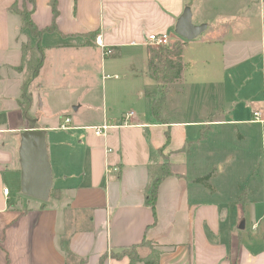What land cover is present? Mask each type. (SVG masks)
<instances>
[{
    "label": "crops",
    "instance_id": "0c3cea01",
    "mask_svg": "<svg viewBox=\"0 0 264 264\" xmlns=\"http://www.w3.org/2000/svg\"><path fill=\"white\" fill-rule=\"evenodd\" d=\"M25 1L0 0V264H264V0H56L58 14L53 0H36L37 26L56 29L41 39L33 124L20 105L17 67L24 42L35 39L12 11ZM186 11L203 27L192 40L177 32ZM152 33L184 42L171 98L206 102L199 117L186 109L165 121L152 115ZM130 49L141 56L122 76L106 75L108 60ZM95 72L100 105L77 98L72 84ZM103 124L111 127L99 136L94 127ZM33 128L46 134L48 201L22 192L19 149ZM165 161L172 173L153 207L150 168ZM209 173L210 188L195 181Z\"/></svg>",
    "mask_w": 264,
    "mask_h": 264
},
{
    "label": "trees",
    "instance_id": "16d2710c",
    "mask_svg": "<svg viewBox=\"0 0 264 264\" xmlns=\"http://www.w3.org/2000/svg\"><path fill=\"white\" fill-rule=\"evenodd\" d=\"M36 0H26L23 5L20 7L17 3L12 8V11H17L21 14L25 20L24 29H29L31 35L35 37L34 44H24L23 53H22V62L17 67L25 76L22 83V96L20 99V105L23 110V115L25 119L33 122L31 116V110L33 108V96L30 89L32 82L40 75V70L44 65V57L46 47L42 44L41 39L45 32L54 31L56 29L55 24L46 26L45 28H39L32 17V12L35 7ZM29 4L32 7H29ZM54 7V13H57L56 0L52 1ZM96 34H92L94 38ZM183 47L184 42H174L172 45L166 46H157L150 49L149 55L150 58V67L149 75L153 78L158 85L157 91L151 94L154 97V103L152 106V115H154L158 120L165 121L166 118L162 115L164 105L166 103L165 98V87L169 83L178 80L181 78L184 68L183 61ZM165 89V90H164ZM172 173L171 162L165 161L162 164H155L150 168V175L152 176V183L149 186V204L155 207V203L158 196V187L160 183ZM213 176L212 173L208 175L201 176L195 181L198 183L205 184L208 188L210 185L207 183L208 180ZM242 198V197H240ZM130 249L129 251H131ZM131 253V252H130ZM133 253V252H132ZM156 259V258H154ZM141 260V259H138ZM135 260L133 259V262ZM146 264H155L156 260H145ZM132 264V262H131Z\"/></svg>",
    "mask_w": 264,
    "mask_h": 264
},
{
    "label": "water",
    "instance_id": "95a60500",
    "mask_svg": "<svg viewBox=\"0 0 264 264\" xmlns=\"http://www.w3.org/2000/svg\"><path fill=\"white\" fill-rule=\"evenodd\" d=\"M203 30L191 22V12L186 11L178 21L177 32L192 40ZM22 171V192L33 198L48 201L53 187V169L44 130L31 129L22 133L20 145Z\"/></svg>",
    "mask_w": 264,
    "mask_h": 264
},
{
    "label": "rangeland",
    "instance_id": "374dc122",
    "mask_svg": "<svg viewBox=\"0 0 264 264\" xmlns=\"http://www.w3.org/2000/svg\"><path fill=\"white\" fill-rule=\"evenodd\" d=\"M28 33H29V35H31V31L29 29H28ZM33 38L35 39V37H33ZM30 42L32 43V41H26L24 43L25 44H30ZM172 44H174L173 41L171 43H169L168 45H172ZM151 46L152 47H157L155 45H151ZM136 53H137V56H141V55H139V53L137 52V50L134 51L133 49H130L128 51H125V54L123 55L122 60H120L118 62H114V60H108V66H107V70H106V75H107V73H110V74L118 73V74H120L122 76L123 75L122 74L123 72L121 70L123 69L124 66L125 67L126 66H129L130 57H132V55H136ZM78 56H80V55H78ZM113 64L115 65V67L113 66ZM82 75H83V73H79V76H77V79H74V81L72 83L73 84V87L75 88V90L77 92L76 93L77 98L78 97H81L82 98L81 100L84 103H87V102H95L96 101L97 102L96 105H100V103L102 104L103 103L102 102V98H103V87H100L101 86L100 85L101 77L100 78L98 77L97 72H95V74L92 77H89V76L83 77ZM111 80L112 79H110L108 81H111ZM178 80H175V81L169 83L168 85H164V87L166 89V90L164 89L165 90V98H166L165 100H166V103L164 105V108H163V111H162V115H164V117L167 118L168 117L167 114H169V112L171 110L172 112L170 114L172 115V117H176V116H178V113L181 110L186 109L188 112L191 111V114H193L194 116L199 117L200 113L202 112V108L201 107L204 106V105L207 106L206 105V102H204V101L201 102L200 99H196V98L195 99H192V97H190L189 100L188 99L185 100V102H183L180 97H178V98L176 97L175 98V101L171 98L172 97L171 91H172V88H173L172 87V84L175 83ZM202 80H207V79L205 77ZM112 81H114V80H112ZM85 86L86 87L93 86V87H95L97 89L96 90H92L91 93H90L86 89ZM178 89L181 90L183 88L178 87ZM112 99H115V96L110 95L109 92H108L107 101L112 100ZM215 103L216 102L214 100L213 103H209V105L210 106H213ZM209 105H208V107H209ZM58 106H59V104H58ZM243 107L244 106H242V108ZM173 111H175L176 113L173 112ZM45 118L48 120V117H45ZM195 119H199V118H195ZM253 156L254 157L257 156L259 158V161L260 162L263 160L262 159L263 157H261V154L259 152H256L255 154H253ZM248 165H250V164H248Z\"/></svg>",
    "mask_w": 264,
    "mask_h": 264
},
{
    "label": "built area",
    "instance_id": "2783aa9c",
    "mask_svg": "<svg viewBox=\"0 0 264 264\" xmlns=\"http://www.w3.org/2000/svg\"><path fill=\"white\" fill-rule=\"evenodd\" d=\"M148 40L150 42V45H155V46H166L168 45L169 43L172 42V40L170 39L169 35L166 33H162V34H156V33H152L151 35H149L148 37ZM102 46H104V44L101 43ZM112 53V50L111 49H106L104 51V55L106 54H110ZM255 113V120L256 122H259L261 121V115H262V112L261 111H254ZM133 112H130V113H127V120H126V123L128 122V120L130 118L133 117ZM71 122V118H67L66 120V123H64L61 128L62 129H66V128H69V123ZM111 127L110 124H103L101 126H95L94 129H95V132L99 135V136H105L107 135V131L109 130V128ZM5 193H8L9 192V188H5L4 190Z\"/></svg>",
    "mask_w": 264,
    "mask_h": 264
}]
</instances>
